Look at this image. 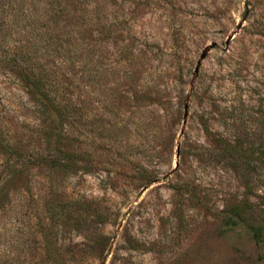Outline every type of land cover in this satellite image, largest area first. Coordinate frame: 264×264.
Here are the masks:
<instances>
[{
	"label": "rangeland",
	"instance_id": "obj_1",
	"mask_svg": "<svg viewBox=\"0 0 264 264\" xmlns=\"http://www.w3.org/2000/svg\"><path fill=\"white\" fill-rule=\"evenodd\" d=\"M96 1L70 128L90 166L7 189L0 264H264L248 226L264 217V0ZM0 121L23 140L37 122L2 70ZM68 199L104 221L76 206L48 220Z\"/></svg>",
	"mask_w": 264,
	"mask_h": 264
},
{
	"label": "trees",
	"instance_id": "obj_2",
	"mask_svg": "<svg viewBox=\"0 0 264 264\" xmlns=\"http://www.w3.org/2000/svg\"><path fill=\"white\" fill-rule=\"evenodd\" d=\"M97 4L96 0H0V70L19 82L37 118L25 140L0 121V197L15 186L18 178L27 181L30 168H42L51 176L90 166L89 151L70 135V128L80 115L76 80L81 73L89 82L95 77L92 69L87 67L81 72V67L92 58L90 25L97 23ZM12 29L17 33L14 37ZM32 138L34 146H30ZM230 150L234 158L240 154L236 145L229 146ZM153 179L147 173L144 182ZM71 206L83 209L98 222L104 221L88 203L69 199L48 215V220L63 216ZM241 219L237 207L223 217L228 226ZM248 226L252 239L263 242L264 217Z\"/></svg>",
	"mask_w": 264,
	"mask_h": 264
},
{
	"label": "water",
	"instance_id": "obj_3",
	"mask_svg": "<svg viewBox=\"0 0 264 264\" xmlns=\"http://www.w3.org/2000/svg\"><path fill=\"white\" fill-rule=\"evenodd\" d=\"M229 38H230V36L227 37V39H226L225 42H227ZM213 45H214V43H210L209 45L204 46V47L202 48L200 54H199V58H203V56L205 55L207 49H208L209 47L213 46ZM198 64H199V61H196V64H195V66H194V72H196V70H197V68H198ZM186 114H187V110H186V105L184 104V105H183V118L186 116Z\"/></svg>",
	"mask_w": 264,
	"mask_h": 264
}]
</instances>
